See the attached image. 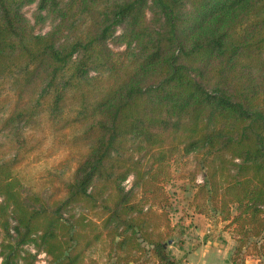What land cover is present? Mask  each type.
<instances>
[{"label":"trees","instance_id":"trees-1","mask_svg":"<svg viewBox=\"0 0 264 264\" xmlns=\"http://www.w3.org/2000/svg\"><path fill=\"white\" fill-rule=\"evenodd\" d=\"M169 167L220 200L199 213L236 241L233 263L264 264V0H0L1 264H34L29 243L79 264L99 224L126 263ZM78 204L101 222L64 215Z\"/></svg>","mask_w":264,"mask_h":264},{"label":"rangeland","instance_id":"rangeland-1","mask_svg":"<svg viewBox=\"0 0 264 264\" xmlns=\"http://www.w3.org/2000/svg\"><path fill=\"white\" fill-rule=\"evenodd\" d=\"M22 14L29 22L33 25L34 31L36 33H45L51 27V21L48 18L39 20L37 18L38 10L36 3H30L22 8ZM120 30H118L117 34ZM109 46L115 51H120L125 49V45L118 44L116 40H109ZM135 143V142H134ZM134 143L128 142V145L132 150H134ZM136 153V152H135ZM174 168V167H172ZM171 167H169V172L167 178L160 182L161 188L155 193L152 199L145 202V205L151 204L152 211L148 216L150 221V226L147 229H142L139 233V243L140 247L136 252L127 259L124 264H160L158 258L153 254L150 242H161L164 244L165 252L168 258L171 259L172 264H192L196 259H192V254L198 248H203V250H211L215 248V245H224V243L230 240L229 236L221 230L220 224L211 223L203 213H210L214 215L219 212L221 208V202L217 198L207 197L206 194L200 193L196 195L197 188L194 187V183L186 180L180 179L179 177H169L171 173ZM176 173L178 170H174ZM199 174V173H198ZM200 176H198V182H200ZM123 187L127 191H132L137 193L139 197L142 187L140 183L138 187L134 184V177L129 175L123 181ZM28 193L23 190V195ZM49 194L44 192L40 200L35 202H30L26 200V204L31 207L38 208L42 203H46ZM231 212H234L236 205H230ZM85 211L88 217L93 220H97L98 223L101 222V209H88L83 205H74L69 211L65 212V216L70 213L79 214L81 211ZM98 229L101 231V235L98 240H96L89 248L86 250L85 255L82 257V261L79 264H104V263H114L116 258H107L109 251H114V240L106 234V230L99 224ZM102 229L105 231L102 232ZM4 233L0 231V239L3 238ZM1 241V240H0ZM216 243V244H214ZM236 245V244H235ZM127 247V246H126ZM24 250L29 252L30 248L36 249L37 253L43 252L42 250L36 248L32 243L23 246ZM130 250V246L128 247ZM32 253V252H31ZM93 258V257H97ZM46 262L48 256L46 254ZM44 258V261H45ZM0 255V264L2 261ZM21 260V261H19ZM34 264L42 261V258L37 257L34 254L32 258ZM18 264H25L19 258ZM30 261V260H29ZM31 262V261H30ZM41 264V263H40ZM46 264V263H45Z\"/></svg>","mask_w":264,"mask_h":264},{"label":"crops","instance_id":"crops-1","mask_svg":"<svg viewBox=\"0 0 264 264\" xmlns=\"http://www.w3.org/2000/svg\"><path fill=\"white\" fill-rule=\"evenodd\" d=\"M230 238V237H229ZM216 244V243H214ZM236 241L232 238L224 245H215V248L211 250H203V248H198L192 254V259H196L192 264H235L233 263V252L235 250ZM98 259L97 257H93ZM109 258V255L107 256ZM112 259V258H111ZM104 264H110L109 262ZM113 264V263H112ZM131 264V262H129ZM238 264H261L259 258L254 255L244 256Z\"/></svg>","mask_w":264,"mask_h":264},{"label":"built area","instance_id":"built-area-1","mask_svg":"<svg viewBox=\"0 0 264 264\" xmlns=\"http://www.w3.org/2000/svg\"><path fill=\"white\" fill-rule=\"evenodd\" d=\"M30 251L32 252V254H36L37 255V257H39V258H42V261H39V262H37V264H45L46 263V253L45 252H40V253H37L36 252V249H34V248H30ZM44 258H45V261H44Z\"/></svg>","mask_w":264,"mask_h":264}]
</instances>
